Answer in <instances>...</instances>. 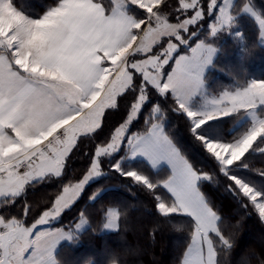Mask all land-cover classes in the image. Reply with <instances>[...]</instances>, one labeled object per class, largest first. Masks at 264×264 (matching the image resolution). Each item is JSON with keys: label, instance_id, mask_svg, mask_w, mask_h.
Segmentation results:
<instances>
[{"label": "snow or ice", "instance_id": "snow-or-ice-1", "mask_svg": "<svg viewBox=\"0 0 264 264\" xmlns=\"http://www.w3.org/2000/svg\"><path fill=\"white\" fill-rule=\"evenodd\" d=\"M162 3L56 0L42 14H26L15 0H0V207L14 204L27 186L61 178L78 140L101 129L105 110L116 107L117 97L132 96L126 119L107 143L95 148L86 174L64 185L49 209L30 226L0 215V264H59L58 246L74 241L87 220L81 214L67 231L36 229L59 219L86 185L106 175L102 158H108L110 171L151 192L158 214L190 218L191 242L181 264H219V253L233 244L220 227L223 218L201 191L213 175L196 169L176 145L159 102L151 107L145 130L129 134L153 93L165 101L171 98V111L186 119L192 138L229 181L227 190L264 222V184L240 174L249 168L245 161L250 156H264V80L250 79L211 95L205 73L218 49L204 39L190 45L198 35L190 26L214 10L218 14L208 26L211 37L230 32L238 17L248 14L264 43V12L252 0H206L204 7L202 0H178L180 14H194L170 22L159 7ZM181 48L188 51L181 54ZM229 118L237 121L233 132L243 130L225 139L219 129ZM136 160L147 162L157 174L167 168L169 174L154 179L125 167ZM257 175L264 179V171ZM160 188L170 194V202L156 194ZM97 195L99 190L91 198ZM28 211L25 206V216ZM120 216L119 210L109 209L103 227L115 230Z\"/></svg>", "mask_w": 264, "mask_h": 264}, {"label": "trees", "instance_id": "trees-1", "mask_svg": "<svg viewBox=\"0 0 264 264\" xmlns=\"http://www.w3.org/2000/svg\"><path fill=\"white\" fill-rule=\"evenodd\" d=\"M103 2L107 4L108 0ZM15 3L26 14H42L56 0H15ZM253 3L260 12H264V0H253ZM236 29L241 32L240 38L224 33L218 40V55L206 72L207 89L212 93L238 86L252 78L264 80V45L259 42V28L255 20L246 15L239 16ZM131 100L132 96L128 94L117 97L116 107L105 110L101 129L90 137L78 140L66 159L61 178L27 186L25 194L14 204L0 207V215L17 217L26 224L39 218L43 211L51 207L64 185L77 182L86 174L95 148L107 143L115 127L124 122ZM157 102L165 109V127L177 146L196 169L214 177L212 182H204L201 190L223 218L220 227L226 236H230L233 244L226 253H219V264H264V222L250 205L242 207L227 190L229 181L217 171L215 162L192 138L186 119L171 111L170 97L165 101L153 93L151 103L146 104L132 122L129 134L145 129L151 107ZM236 124L235 119H227L219 129L220 135L231 139L232 135L239 134L243 129L237 128L233 132ZM122 155L123 151L115 159ZM245 162L249 168L241 170L240 174L255 184H264V179L257 175L259 171H264V156L254 154ZM125 167L142 170L154 179H163L168 173L167 168H163L157 174L143 160L126 162ZM102 169L106 175L88 184L77 202L63 215L61 223L73 222L84 214L90 225L78 233L74 241L61 243L57 251L59 263L113 264L115 261L117 264H181L191 240L190 218H164L157 212L153 194L136 185L131 178L110 171L108 158H102ZM98 190L99 195L91 198ZM156 194L165 202L171 200L170 194L163 188L158 189ZM244 203L247 204V201ZM25 206L29 209L26 216ZM110 207H117L121 212L119 226L116 230L104 231L103 224ZM179 225L183 227L178 230L176 226Z\"/></svg>", "mask_w": 264, "mask_h": 264}, {"label": "rangeland", "instance_id": "rangeland-1", "mask_svg": "<svg viewBox=\"0 0 264 264\" xmlns=\"http://www.w3.org/2000/svg\"><path fill=\"white\" fill-rule=\"evenodd\" d=\"M205 3H206V0H202V7H204L205 6ZM218 3H219V0H218ZM252 4H253V6H254V8L258 11V12H260V10L254 5V3H253V0H252ZM160 9H161V11L163 12V13H165V14H167L168 15V17H169V19H170V22H176V17L177 16H180V18L181 19H184V18H190V16L191 15H193L194 14V11L193 10H189L187 13H185V14H180L179 12H178V8H179V3H178V0H164V3H162L160 6ZM137 12H139V10H137ZM218 14V12L217 11H215L214 10V12H213V15L212 16H209L208 14H207V11H205V15H204V18L201 20V21H199L198 23H197V25H195V26H190V31H197V33H198V35H197V37H195V38H193L191 41H190V45L191 46H195V44L197 43V42H199V40L200 39H204V40H206V42H210V43H212L215 47H217V49L219 50V44H218V40H219V38H221L222 37V35L224 34V33H226V34H231V35H233V36H236V32H239L237 29H236V25H237V23L234 25V27H233V29L230 31V32H221V33H218L217 34V36L216 37H211V35H210V31H209V24L210 23H212L213 21H214V17H215V15H217ZM249 16V17H251L250 15H248V14H241L240 16ZM252 18V17H251ZM241 33V32H240ZM237 37V36H236ZM216 41V42H215ZM259 42L262 44V45H264V43H262L261 42V39H260V36H259ZM188 51V49H186V48H181V54H183V53H186ZM216 58V57H215ZM214 58V59H215ZM211 68V67H210ZM209 68V69H210ZM208 69V70H209ZM167 70H169L170 71V67L167 69ZM207 70V71H208ZM206 71V72H207ZM205 75H206V73H205ZM252 79H255V78H252ZM257 80H260V79H257ZM262 80V79H261ZM206 87H207V85H206ZM234 87H236V86H233V87H231V88H226V89H223L222 91H220L219 93H212L211 91H209L208 89V91H209V93L211 94V95H216V96H218V95H220L223 91H225V90H231V89H233ZM237 125V124H236ZM146 128V127H145ZM145 129H143V130H138V131H135V132H133V133H138V132H143ZM177 145V144H176ZM262 147H264V145L262 146ZM103 170V169H102ZM168 170V169H167ZM104 171V170H103ZM105 172V171H104ZM169 174V171H168V173H167V175ZM166 175V176H167ZM165 176V177H166ZM101 178V177H100ZM99 179V178H98ZM97 180V179H96ZM94 181V180H93ZM92 182V181H91ZM90 182V183H91ZM71 183H75V182H71ZM89 183V184H90ZM87 186V185H86ZM85 189V188H84ZM84 191V190H83ZM202 191V190H201ZM61 193V192H60ZM59 193V194H60ZM58 194V195H59ZM82 194V193H81ZM205 195V194H204ZM206 196V195H205ZM80 197V196H79ZM79 197H78V199H79ZM207 198V197H206ZM77 199V200H78ZM77 200L68 208V209H70L76 202H77ZM111 208H115V209H117L118 210V208L117 207H110L109 209H111ZM67 209V210H68ZM65 213V212H64ZM64 213L61 215V217L59 218V219H57V220H54V221H51L49 224H45V225H40V226H38L37 227V229H36V231H43V230H46V229H49V228H63L65 231H67V230H69V227L70 226H72L73 228H74V225L76 224V223H78L79 222V218H80V216L76 219V220H74L73 222H67V223H61V220H62V218H63V215H64ZM83 217L87 220V224H85L84 226H83V228L82 229H80V230H78L77 232H76V235L78 234V233H80V232H82L83 230H85L87 227H89V225H90V221H89V219H88V217L86 216V215H84L83 214ZM6 218V217H5ZM17 218V217H16ZM19 219V218H18ZM22 220V219H21ZM107 222V218H106V221H105V223ZM25 223V222H24ZM104 223V224H105ZM118 226H119V220H118ZM26 224V223H25ZM32 224V223H31ZM31 224H26V225H31ZM104 224H103V226H104ZM118 228V227H117ZM116 228V229H117ZM115 229V230H116ZM103 230L104 231H111L110 229H105L104 227H103ZM67 240H65V241H63V242H66ZM63 242H61V243H63ZM190 242H191V240H190ZM176 244H177V242H176ZM61 245V244H60ZM60 245L58 246V248H57V250H56V258H57V260L59 261V258H58V254H57V251H58V249H59V247H60ZM187 251V250H186ZM60 264V263H59ZM86 264H90V263H86ZM115 264H117V263H115Z\"/></svg>", "mask_w": 264, "mask_h": 264}]
</instances>
